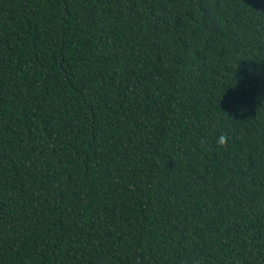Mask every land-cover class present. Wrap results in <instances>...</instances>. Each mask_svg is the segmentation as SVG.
<instances>
[{"label":"trees","instance_id":"1","mask_svg":"<svg viewBox=\"0 0 264 264\" xmlns=\"http://www.w3.org/2000/svg\"><path fill=\"white\" fill-rule=\"evenodd\" d=\"M0 264H264V0H0Z\"/></svg>","mask_w":264,"mask_h":264},{"label":"clouds","instance_id":"2","mask_svg":"<svg viewBox=\"0 0 264 264\" xmlns=\"http://www.w3.org/2000/svg\"><path fill=\"white\" fill-rule=\"evenodd\" d=\"M216 143L218 146L223 147L224 144L226 143V137L221 135L220 137L217 138Z\"/></svg>","mask_w":264,"mask_h":264}]
</instances>
